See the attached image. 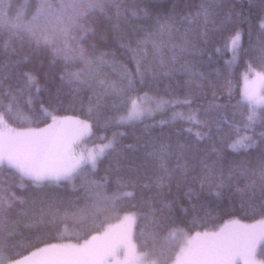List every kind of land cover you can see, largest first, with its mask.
Listing matches in <instances>:
<instances>
[{"label": "snow or ice", "instance_id": "1", "mask_svg": "<svg viewBox=\"0 0 264 264\" xmlns=\"http://www.w3.org/2000/svg\"><path fill=\"white\" fill-rule=\"evenodd\" d=\"M255 8L261 38L255 43L249 38V48L244 49L243 33L235 19L229 22L230 13L235 16L234 8L228 10L214 0H201L194 14L203 17L206 23L214 22L209 18L215 17L218 26L211 32L207 28L201 32L189 27L192 14L182 15L183 9L175 0H39L28 21H22L20 13L11 16L10 0L7 3L0 0V61H6L0 68L7 69L0 71V264H31L29 257L13 258L10 241L21 226L55 225L70 216L83 219L129 199H139L137 207L147 209L141 214L150 216L154 224V246L150 253L136 255L131 240L136 214H129L119 232L110 229L105 234L109 244L102 254L92 242L86 241L79 247L48 245L31 256L47 254L43 264H110L120 250H127L124 264H167V249L182 242L177 264H240L241 260L244 264H258L255 255L257 245H264V223L259 227L235 223L219 232H197L195 236H188L174 226L179 211L203 207L201 201L207 195L216 198L239 195L250 201L252 211L257 210L258 204L259 212L264 213V133L260 135V155L255 161L231 158V153L255 147V138L247 135L231 143H224L220 137L224 147H214L211 153L177 151L149 135L143 144L128 145L130 154L123 158L128 179L121 187L136 191L108 196L102 191V184L86 179L83 174L86 170L95 171L107 153L116 151L117 138L114 136L106 144L92 148L83 147L79 141L91 135L92 123L57 117L44 107L45 102L51 105L65 93L83 103L81 93L90 91L86 110L95 123L99 124L101 119L106 124L120 125L142 121L174 103L143 91L144 87H150L148 76L155 81L158 76L173 77L180 72L187 77L185 84L193 95L212 86L211 73L200 70L204 66L203 57L208 56L209 61L213 58L206 47L211 45L212 53L221 59L231 54L225 60L228 66L245 55H253L259 65L258 71L249 63L243 76L241 96L250 109L247 121L251 124L256 109L264 111V0H259ZM92 24L96 27H91ZM111 42L130 53L135 72L116 60L114 52L100 50ZM44 58L49 59V69L62 65L56 77L49 72L43 74L42 80L35 65L40 61L43 67ZM154 67L161 71H153ZM107 68L118 79H109ZM57 78L59 84L53 95L49 83ZM45 91L49 92L47 101L41 97ZM175 103L191 105L192 101ZM23 108L32 116H25ZM220 108L209 104L205 112L209 118L204 121L194 111L187 115L173 113L172 120L203 127L206 131L197 132V139L211 140L214 135L211 113ZM109 111L115 115L108 117ZM41 116L52 122L39 129L14 128L8 123L21 119L32 122ZM69 125L73 129L71 134ZM220 130L217 124L216 132ZM226 149H231V153ZM5 169L14 170L35 191L31 221L26 225L20 219L9 218L13 202L19 198L11 192L10 180L3 178ZM78 178L83 180L79 186L75 183ZM64 185L82 192L80 199L86 202L83 208L70 210L74 202L57 195L56 189ZM65 204L68 207L62 211ZM16 215L25 217L29 212L20 211ZM97 239L93 237V241ZM161 240L163 244L155 243ZM152 255L158 259L151 260Z\"/></svg>", "mask_w": 264, "mask_h": 264}, {"label": "trees", "instance_id": "2", "mask_svg": "<svg viewBox=\"0 0 264 264\" xmlns=\"http://www.w3.org/2000/svg\"><path fill=\"white\" fill-rule=\"evenodd\" d=\"M7 3L8 0H5ZM12 10L10 15L15 17L17 13L21 14L22 21H28L34 15L39 0H10ZM175 2L183 9L182 15H189V20L192 21L188 26L198 28L199 31H204L205 28L211 32L218 26L215 22V17H210L209 20L214 22L206 23L203 17H196L194 14L198 11L201 0H175ZM216 4H223L226 9L234 8L235 16L230 13L229 22L235 19L238 29L243 33L242 43L243 48H249V38L255 43L260 39V28L256 17L255 6L259 5V0H214ZM96 27L95 24L90 25ZM87 47V45H85ZM209 55L213 58L208 60V56L203 57L204 66L201 71L211 73L212 86L205 88L202 93L197 92L195 95L189 92L188 86L185 84L187 77L182 73L177 72L173 77L158 76L155 81H152L151 76H148L147 82L150 87H144L143 91L149 92L150 95L160 98H166L173 101L171 105L157 111L151 117H147L142 121H137L132 124H116L105 123L101 119L100 123L94 122V117H89L87 114V97L92 93L85 91L81 93L83 103L79 99H74L70 94H61L59 100H54L51 105L45 102L44 107L48 108L53 115L57 117H75L81 120H88L92 123V133L89 142L93 145L100 144L113 139L115 136L118 140L115 152H110L98 162L95 171L86 170L83 176L86 179L94 180L103 185L102 191L105 195L113 196L122 191H136L134 188H122L121 184L128 179L125 171L126 161L123 159L125 155L130 154L128 145L143 144L146 139L150 137L157 138L159 142L166 145H171L174 150L183 149L186 153L196 151L211 153L213 148H223L224 143H231L239 136L248 134L256 140L255 147L247 150H241L239 153H231V149L225 151L231 153L233 159H247L255 161L260 155V135L264 133V111L261 110L260 118L249 124L247 117L250 109L245 106L242 99V74L247 70L249 63L253 68L260 69L253 55H245L239 61L231 66L225 63L231 54H225L221 59L219 56L212 53L211 45H207ZM101 51H112L116 54V60L122 63L129 71L135 72V61L131 58L130 53L119 47L116 42H111L109 45L101 46ZM6 61H0V64ZM40 61H37L35 67L42 75L49 73L56 77L62 65L57 64L55 67L49 69V59L44 58L40 67ZM151 64V61H149ZM179 68V65L176 66ZM0 71H7V69L0 68ZM109 79L116 80L118 75L113 72L111 68L105 70ZM153 71L160 72L159 68H153ZM59 84L58 78L54 83H49L51 93L55 95L56 85ZM44 101L49 98V92L41 93ZM185 99L191 100V105L183 103H175L176 101H183ZM209 104L220 105L218 111L211 113L213 121V139L198 140L197 132L206 131L203 127H195L192 123L175 119L172 120L173 113L182 112L186 115L190 111H194L197 118L201 121L208 119L205 114ZM38 107V106H37ZM25 116H32V113L27 108L22 109ZM108 117L115 115L112 111L106 114ZM52 121L50 118L41 116L39 120L32 122H24L21 120H9L8 123L14 128H44ZM164 122V123H162ZM219 124L220 131L216 132V126ZM191 129V131H187ZM220 137H223L221 143ZM107 138V139H105ZM4 179L10 180L13 185L11 192L19 198L18 201L13 202L12 211L9 213L11 220L20 219L22 225H26L31 221V201L35 196V191L27 180L21 181L14 170H4ZM11 177H15L11 180ZM83 182L82 179H77L75 183L79 186ZM146 182V181H144ZM23 184V187L20 185ZM241 186H243L241 184ZM57 195L63 197L66 201H73L74 208H83L85 201L80 199L82 192L73 191L71 185H64L56 189ZM23 201V203L21 202ZM203 207H198L196 210L189 209L188 212L179 211L177 215L178 223L174 226L183 229L184 232L194 234L197 232L216 231L222 226L231 223H251L264 217V213L259 212V205L257 210H251V203L246 198H241L239 195L229 194L227 197L216 198L212 195H207L201 201ZM139 199L121 200L116 202L115 206H110L106 210L96 212L94 215H86L83 219L72 218L71 216L62 222L58 221L55 225H39L35 227L21 226L17 229L18 234L13 237L10 243L13 245V258L21 259L31 255L40 248L61 242H75L81 243L93 236H97L98 252L102 254V250L109 239L102 237V233L107 226L123 219L126 215L136 214V223L132 228L133 242L144 253H150L154 246V224L150 216H144L141 213L147 212V209L137 207ZM68 207L67 204L61 206V210ZM185 207H188L185 204ZM20 211H28L29 215L19 217L16 213ZM166 235V234H165ZM106 238V239H105ZM96 240V241H97ZM157 245L163 244V241H155ZM180 245H173L167 249V264H173L180 252ZM152 257L158 259L156 255ZM256 257H260L256 255ZM261 257L264 258V249L261 251ZM258 264H262L256 259ZM240 264H244L240 261Z\"/></svg>", "mask_w": 264, "mask_h": 264}, {"label": "rangeland", "instance_id": "3", "mask_svg": "<svg viewBox=\"0 0 264 264\" xmlns=\"http://www.w3.org/2000/svg\"><path fill=\"white\" fill-rule=\"evenodd\" d=\"M257 70L259 71L260 69H257ZM246 71H247V70H245V71L243 72V74H242V88H243V76H244V74L246 73ZM251 78H252V77H249V79H251ZM163 99L167 100L166 98H163ZM170 105H171V104H170ZM167 106H169V105H167ZM167 106H165V107H167ZM165 107H164V108H165ZM156 112H157V111H156ZM156 112H155V113H156ZM260 113H261V109H260V108H257V109H256V118H255V120H254L252 123L256 122V121L260 118ZM61 118H69L70 120L78 119V118H75V117H61ZM80 120H81V119H80ZM72 131H73L72 126L69 125V126H68V132H69V134H71ZM246 135L249 136L248 134H246ZM244 136H245V135H244ZM90 137H91V135L88 136V137L83 138L81 141H79V143H81V144L83 145V147L92 148V147H94V146H99V145H102V144H106L109 140H112V139H109L108 141H106V142H104V143H100V144L98 143V144L93 145V144H91V143L89 142ZM77 150L79 151V150H81V149H77ZM123 220H124V218L121 219V220H119V221H117V222H115V223H113V224H111V225H109V226H107V228H106V229L104 230V232L102 233L103 235H101V236H102L103 238L106 237L105 234L108 233L110 229L113 230V233H117V232H119V231H120V226L122 225ZM235 223H238V224H241V225H248V226H253V225H255V226L259 227L262 223H264V217L261 218V219H259V220L253 221V222H251V223L231 222V223H228V224H226V225H233V224H235ZM226 225L222 226L220 229H218V230H216V231H207V232H219V231H220L222 228H224ZM185 233H186V232H185ZM202 233H203V232H202ZM186 234H187L188 236H195L196 233H194V234L186 233ZM93 237H97V236H93ZM93 237H91V238H89V239H87V240H85V241H83V242H81V243H75V242H61V243H55V245H68V244H71V245H76V246L79 247V246L85 244V242L87 241V242H92V244L95 246L96 250L98 251L99 248H98V246H96L98 240H97V241H96V240L93 241ZM106 238L109 239V237H106ZM106 238H105V239H106ZM131 240H132V244H133L134 247H135V253H136V255H137V256H142V255H144L145 253L139 251V249H138L137 246L135 245V242H133V232H132V231H131ZM108 241H109V240H108ZM108 244H109V243H108ZM108 244H106V245L104 246L102 252L105 251V248L108 246ZM179 245L182 246V242H181V244H179ZM46 247H47V246H46ZM43 248H45V247H43ZM40 249H41V248H40ZM263 249H264V245H261V244H258V245H257L256 255H259L260 257H256V255H255V259H258L261 263L264 262V258L261 257V251H262ZM35 252H37V251H35ZM46 256H47V254H40V255H37V256H35V257H32L31 255L26 256V257H29V258H30V262H31V264H43V260L45 259ZM179 256H180V252H179V254H178V256H177L176 261H175L173 264H177V260H178ZM126 257H127V250H120V251L116 254L115 257L111 258V260H110V264H124V261H125ZM24 258H25V257H24ZM21 259H23V258H21ZM150 259H151V260H156V258H154V257H152V256L150 257Z\"/></svg>", "mask_w": 264, "mask_h": 264}, {"label": "flooded vegetation", "instance_id": "4", "mask_svg": "<svg viewBox=\"0 0 264 264\" xmlns=\"http://www.w3.org/2000/svg\"><path fill=\"white\" fill-rule=\"evenodd\" d=\"M242 261V260H241Z\"/></svg>", "mask_w": 264, "mask_h": 264}]
</instances>
